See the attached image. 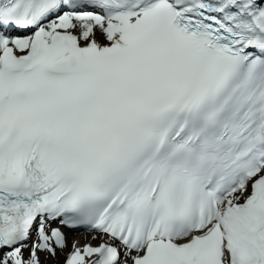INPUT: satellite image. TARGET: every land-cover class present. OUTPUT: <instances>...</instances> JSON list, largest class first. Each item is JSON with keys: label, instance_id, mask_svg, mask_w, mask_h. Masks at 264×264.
I'll use <instances>...</instances> for the list:
<instances>
[{"label": "snow or ice", "instance_id": "1", "mask_svg": "<svg viewBox=\"0 0 264 264\" xmlns=\"http://www.w3.org/2000/svg\"><path fill=\"white\" fill-rule=\"evenodd\" d=\"M60 225L100 236L63 264H264V0H0V264Z\"/></svg>", "mask_w": 264, "mask_h": 264}, {"label": "bare ground", "instance_id": "2", "mask_svg": "<svg viewBox=\"0 0 264 264\" xmlns=\"http://www.w3.org/2000/svg\"><path fill=\"white\" fill-rule=\"evenodd\" d=\"M80 237H81V235H79V236H75L74 238H77V239H80ZM73 235H68V241H72L73 239ZM80 241H83V240H81L80 239ZM68 243H67V246L66 247H64L63 249H59V252H58V254L56 255V257H47L46 259H47V261H48V263L49 264H56L57 262H58V260L61 258V256H63L65 253V251H67V248H68Z\"/></svg>", "mask_w": 264, "mask_h": 264}]
</instances>
